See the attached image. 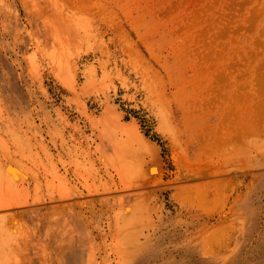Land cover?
<instances>
[{
	"label": "rangeland",
	"instance_id": "rangeland-1",
	"mask_svg": "<svg viewBox=\"0 0 264 264\" xmlns=\"http://www.w3.org/2000/svg\"><path fill=\"white\" fill-rule=\"evenodd\" d=\"M66 1L93 24L73 92L28 67L27 12L0 0L19 264H264V0Z\"/></svg>",
	"mask_w": 264,
	"mask_h": 264
},
{
	"label": "bare ground",
	"instance_id": "bare-ground-1",
	"mask_svg": "<svg viewBox=\"0 0 264 264\" xmlns=\"http://www.w3.org/2000/svg\"><path fill=\"white\" fill-rule=\"evenodd\" d=\"M20 1L27 12L29 26L32 27V53L27 58L28 67L36 72L41 56L55 80L73 92L77 78V59L85 50L90 49L93 27L91 15L69 6L66 0ZM87 78L90 85H94V73H89ZM102 85L100 83L98 91H104ZM146 175L152 181L160 175V166L150 165ZM28 179L29 175L16 162L0 160V225L3 222L1 217H7L18 205L16 194L25 192ZM76 179L87 191L91 190L87 178L77 174ZM19 227L23 229L24 224L20 223ZM7 240L8 237H4L0 229V264H19V257L8 249Z\"/></svg>",
	"mask_w": 264,
	"mask_h": 264
}]
</instances>
